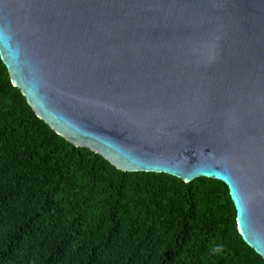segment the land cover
Masks as SVG:
<instances>
[{"label": "water", "instance_id": "95a60500", "mask_svg": "<svg viewBox=\"0 0 264 264\" xmlns=\"http://www.w3.org/2000/svg\"><path fill=\"white\" fill-rule=\"evenodd\" d=\"M0 60L72 145L222 181L264 262V0H0Z\"/></svg>", "mask_w": 264, "mask_h": 264}, {"label": "trees", "instance_id": "16d2710c", "mask_svg": "<svg viewBox=\"0 0 264 264\" xmlns=\"http://www.w3.org/2000/svg\"><path fill=\"white\" fill-rule=\"evenodd\" d=\"M0 264H264L227 186L128 172L39 119L0 60Z\"/></svg>", "mask_w": 264, "mask_h": 264}]
</instances>
